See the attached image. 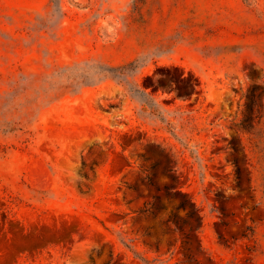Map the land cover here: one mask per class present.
I'll list each match as a JSON object with an SVG mask.
<instances>
[{
  "label": "rangeland",
  "instance_id": "obj_1",
  "mask_svg": "<svg viewBox=\"0 0 264 264\" xmlns=\"http://www.w3.org/2000/svg\"><path fill=\"white\" fill-rule=\"evenodd\" d=\"M0 264H264V0H0Z\"/></svg>",
  "mask_w": 264,
  "mask_h": 264
},
{
  "label": "trees",
  "instance_id": "obj_2",
  "mask_svg": "<svg viewBox=\"0 0 264 264\" xmlns=\"http://www.w3.org/2000/svg\"><path fill=\"white\" fill-rule=\"evenodd\" d=\"M144 210H145V211L149 210V207L145 208Z\"/></svg>",
  "mask_w": 264,
  "mask_h": 264
}]
</instances>
